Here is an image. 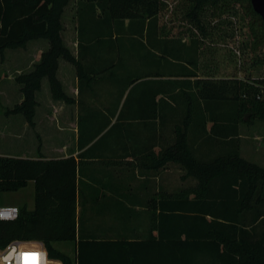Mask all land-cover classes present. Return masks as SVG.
Instances as JSON below:
<instances>
[{"label":"trees","instance_id":"16d2710c","mask_svg":"<svg viewBox=\"0 0 264 264\" xmlns=\"http://www.w3.org/2000/svg\"><path fill=\"white\" fill-rule=\"evenodd\" d=\"M70 1L0 0V61L6 49L24 47L32 39L48 43L32 70L15 77L23 100L4 114H22L32 127L35 92L44 77L52 99L73 102L56 76L60 57L76 66L80 83L125 71L131 87L123 105L135 91L134 104L159 105L162 123L168 120L166 143L156 154L146 152L142 165L158 169L174 163L182 179L195 182L152 198L144 238H86L76 226L75 157L0 155V192L34 183V208L18 207L17 219L0 221V247L12 240L40 241L48 258L61 264H264V167L241 156L238 140L240 123L264 121V78L216 77L206 42L220 33L213 24L236 16L239 5L264 43V27L250 1L178 0L176 8L189 28L170 35L160 23L166 0H75L79 48L82 41L89 44V64L80 52L75 59L61 38ZM161 29L166 31L162 38ZM183 35L188 43L181 41ZM102 47L108 53L103 55ZM128 52L136 55V68L129 73ZM148 116L155 114L141 112L137 118ZM112 131L82 128L81 123L78 146L93 149ZM58 242H73L74 257L55 247Z\"/></svg>","mask_w":264,"mask_h":264},{"label":"crops","instance_id":"0c3cea01","mask_svg":"<svg viewBox=\"0 0 264 264\" xmlns=\"http://www.w3.org/2000/svg\"><path fill=\"white\" fill-rule=\"evenodd\" d=\"M72 1L68 25L64 21L65 12ZM68 6L62 17L61 38L75 59L80 52V56H84L82 62L89 64V49H85L89 44L82 41L79 48L78 41L81 39L77 34L75 0H71ZM160 31L162 29L159 33ZM166 31H162L159 37L162 38ZM170 35H173L171 30ZM180 39L186 43L189 41L184 35ZM47 47L45 39L37 38L28 41L24 47L16 48L15 61L11 63L14 68L0 75V155L27 159L75 157L76 226L81 229L82 236L97 239L144 238L148 232L152 198L162 191L171 192L192 186L195 182L190 178L182 179L183 171L174 163H166L158 169H148L142 165L146 152L153 150L156 154L162 143H166L168 120L162 123L159 105L134 104L137 96L135 91L131 92L127 103L123 105L131 87L125 71L117 75L105 74L100 79L84 78L80 83L76 66L61 57L58 59L56 76L63 91L73 102L52 99L48 80L44 77L40 89L35 92L37 106L32 127L22 114L5 115L6 108H11L23 100L21 86L15 81V77L31 71ZM107 47H102L99 51L104 55L109 51ZM111 50L114 51L113 48ZM128 54L129 52L126 66L129 73L136 68V55ZM6 64V60L0 61V66ZM160 96H155V101ZM150 97L151 94H148L147 98ZM141 112L148 115L154 113L155 116L137 118ZM108 120L110 122L106 125ZM81 123L82 128H112L113 131L97 147L88 149L89 146L86 145L80 148L78 129ZM243 124L245 123H240L238 127V140L240 154L245 158L241 144ZM254 138L258 143L255 147H250L251 152L264 154V134L255 135ZM246 159L255 162L254 158ZM21 189L31 190V201L28 203L22 200L16 206H25L27 210H32L34 183L29 181L18 190ZM55 245L74 257L73 242H58Z\"/></svg>","mask_w":264,"mask_h":264},{"label":"rangeland","instance_id":"374dc122","mask_svg":"<svg viewBox=\"0 0 264 264\" xmlns=\"http://www.w3.org/2000/svg\"><path fill=\"white\" fill-rule=\"evenodd\" d=\"M166 1L168 7L160 15V23L165 25L167 30H171L173 35H178L179 30L184 31L189 28V23L181 19V14L176 8L178 0ZM72 3L73 1L65 12L64 21L68 25L72 13ZM235 9L237 11L236 16L226 15L224 23L213 24L218 25L220 33L214 35L211 40L206 41L211 44L213 61L217 65L216 77L264 78V43L260 36V31L255 26L253 29L256 34L252 33L248 24L249 18L245 15L243 6L236 5ZM15 51L17 50H5L3 60H6L7 64L0 66V75H4L8 69L14 68L11 63L15 61ZM212 54H208L209 57ZM241 134L242 151L245 158H254L257 164L264 167V154H257L255 151L251 152L250 150V147H255L258 143L254 138L255 135L264 134V121H255L247 125L246 123L243 124ZM30 192V189L2 191L0 192V206L17 205L22 200L29 203L32 197Z\"/></svg>","mask_w":264,"mask_h":264},{"label":"built area","instance_id":"2783aa9c","mask_svg":"<svg viewBox=\"0 0 264 264\" xmlns=\"http://www.w3.org/2000/svg\"><path fill=\"white\" fill-rule=\"evenodd\" d=\"M18 209V206L1 205L0 215L13 217L15 220L19 215L18 212L14 211ZM2 221V220H0ZM36 256L39 259V264H61L57 260L48 258L47 251L40 241H23V240H12L0 247V264H24L23 256Z\"/></svg>","mask_w":264,"mask_h":264},{"label":"water","instance_id":"95a60500","mask_svg":"<svg viewBox=\"0 0 264 264\" xmlns=\"http://www.w3.org/2000/svg\"><path fill=\"white\" fill-rule=\"evenodd\" d=\"M253 11L261 18L264 27V0H249Z\"/></svg>","mask_w":264,"mask_h":264},{"label":"clouds","instance_id":"9594fccd","mask_svg":"<svg viewBox=\"0 0 264 264\" xmlns=\"http://www.w3.org/2000/svg\"><path fill=\"white\" fill-rule=\"evenodd\" d=\"M14 211L18 212V209L14 210ZM10 219H13V217H10V216L6 217L3 215H0V220H10ZM23 262H24V264H39V259L36 256L25 255V256H23Z\"/></svg>","mask_w":264,"mask_h":264}]
</instances>
